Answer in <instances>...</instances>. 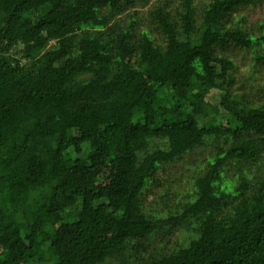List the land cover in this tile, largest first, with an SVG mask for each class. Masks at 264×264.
<instances>
[{
  "label": "trees",
  "instance_id": "trees-1",
  "mask_svg": "<svg viewBox=\"0 0 264 264\" xmlns=\"http://www.w3.org/2000/svg\"><path fill=\"white\" fill-rule=\"evenodd\" d=\"M262 5L0 0V264H264Z\"/></svg>",
  "mask_w": 264,
  "mask_h": 264
},
{
  "label": "rangeland",
  "instance_id": "rangeland-1",
  "mask_svg": "<svg viewBox=\"0 0 264 264\" xmlns=\"http://www.w3.org/2000/svg\"><path fill=\"white\" fill-rule=\"evenodd\" d=\"M207 1H209V0H195L196 7L199 9V7H201L202 4L204 2H207ZM154 2H155V0H151V4L154 3ZM140 11L142 12L143 10H140ZM242 14H246L245 16H246V19H247V24L250 26L251 30L254 31V33L258 32V29L260 28V24H263V26H264V5L257 6V7L253 8V9H244L242 11ZM233 59L237 63V66H238V69H239L237 79L241 82V81L244 80V77L247 76L248 72H250V71H248V69H250V65L249 66L247 65L249 59L243 60L241 53H238L235 56H233ZM246 65L248 66V68H247ZM261 69L256 71L257 72L256 74L259 75V76H258V78L256 80L253 81V83L254 84L255 83H260L259 85L263 86L264 85V71H263L264 69H262V70ZM203 153L204 152L203 151L200 152V150L194 152L192 155H189L187 157V162L185 161V163L186 164H189V162L193 163V160L202 161L203 157H204ZM178 167H180L182 169L186 168L184 166V163H183V165L181 164ZM177 171H178V169L173 170V172H171V174L168 175L167 178L168 177L172 178L173 177L172 175H175L177 173ZM178 173H181V169H179ZM181 188L184 189L185 187H181ZM152 200H153V197L150 196L148 198V200H147V203L149 204L150 201H152ZM176 237L177 236L173 237L171 239V241L173 239L175 240Z\"/></svg>",
  "mask_w": 264,
  "mask_h": 264
}]
</instances>
